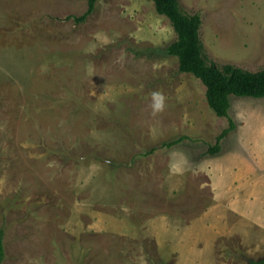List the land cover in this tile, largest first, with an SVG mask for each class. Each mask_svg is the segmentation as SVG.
<instances>
[{
    "label": "rangeland",
    "instance_id": "rangeland-1",
    "mask_svg": "<svg viewBox=\"0 0 264 264\" xmlns=\"http://www.w3.org/2000/svg\"><path fill=\"white\" fill-rule=\"evenodd\" d=\"M180 3L201 16L208 64L264 69V0ZM88 5L0 0L2 264H179L181 255L145 230V214L177 216L182 193L199 212L215 188L207 170L224 164L228 149L263 190L264 97L231 95L228 117L217 116L201 80L166 52L176 34L152 0H96L78 21ZM229 119L234 127L209 152ZM177 169L187 172L186 188H160ZM125 208L142 217L133 235L118 236L99 216ZM215 245L213 264L264 257L236 238Z\"/></svg>",
    "mask_w": 264,
    "mask_h": 264
},
{
    "label": "crops",
    "instance_id": "crops-1",
    "mask_svg": "<svg viewBox=\"0 0 264 264\" xmlns=\"http://www.w3.org/2000/svg\"><path fill=\"white\" fill-rule=\"evenodd\" d=\"M232 154L231 149H228L225 163L214 166L212 173L207 170L215 188L210 197L202 199L199 212L194 214L196 209L193 214L190 212L193 209L191 207H194L190 203V195L185 197L182 193L178 199L182 208L177 216L172 217L166 210H159L155 217L145 214L142 220L145 230L159 242L161 248L164 249L169 244L181 255L179 264L215 263L212 258L216 255L215 244L220 237L227 240L236 238L248 254L264 250V186L262 190L259 186L261 180L256 175L253 176V172L256 174L253 167ZM186 173L184 169L172 170L170 176L162 179L160 188L174 185L186 188ZM215 175L216 178L213 177ZM194 199L197 200L196 197ZM150 209L154 211L153 208ZM113 216L112 219L108 214L102 213L99 219L110 223L103 224L109 230L112 221L114 233L126 236L133 235V220L135 217H142V212L138 211L136 216L132 210L125 208L120 214L115 213Z\"/></svg>",
    "mask_w": 264,
    "mask_h": 264
},
{
    "label": "trees",
    "instance_id": "trees-1",
    "mask_svg": "<svg viewBox=\"0 0 264 264\" xmlns=\"http://www.w3.org/2000/svg\"><path fill=\"white\" fill-rule=\"evenodd\" d=\"M152 1L156 12L167 17L176 34L175 40L167 46L166 52L177 57L181 72L191 73L201 80L205 86L207 103L217 116L228 117L231 95L264 97V69L252 72L232 64L217 66L207 63L200 38L202 24L200 14L185 12L180 0ZM95 2L96 0H89L86 13L77 17L78 21L84 20L93 11ZM233 127L234 123L229 119V127L218 135L217 142L209 147L208 151L216 153L220 149L219 141ZM182 139L184 136L164 142L163 146L171 147ZM155 150L152 148L146 154ZM4 258L3 231H0V264ZM249 264H264V257L259 260H250Z\"/></svg>",
    "mask_w": 264,
    "mask_h": 264
},
{
    "label": "clouds",
    "instance_id": "clouds-1",
    "mask_svg": "<svg viewBox=\"0 0 264 264\" xmlns=\"http://www.w3.org/2000/svg\"><path fill=\"white\" fill-rule=\"evenodd\" d=\"M161 107H162V104H157V105H156V108H157V109H160Z\"/></svg>",
    "mask_w": 264,
    "mask_h": 264
}]
</instances>
